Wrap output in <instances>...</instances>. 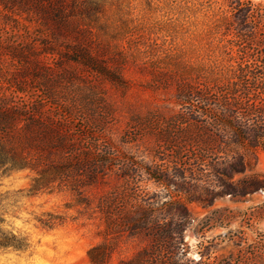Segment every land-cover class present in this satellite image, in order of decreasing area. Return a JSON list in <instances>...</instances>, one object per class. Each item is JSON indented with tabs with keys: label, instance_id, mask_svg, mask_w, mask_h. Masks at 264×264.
<instances>
[{
	"label": "trees",
	"instance_id": "obj_1",
	"mask_svg": "<svg viewBox=\"0 0 264 264\" xmlns=\"http://www.w3.org/2000/svg\"><path fill=\"white\" fill-rule=\"evenodd\" d=\"M111 3L0 0L8 27L1 28L6 35L0 31V55L16 66L0 86V179L30 171L29 196L71 194L74 202L66 206L100 228L101 240L88 250L91 264H112L120 243L133 238L145 243L116 264H241L233 252L211 259L209 246L201 243L199 259L190 257L185 233L196 221L192 204L210 208L220 198L239 201L264 191V173H247L253 169L250 159L264 150V4L232 0L230 18L211 19L204 63L176 87L178 108L145 125L135 121L126 131L124 143L146 133L156 136L148 156H141L112 139L106 107L94 99L62 98L46 84L32 91L29 82L32 73L54 72L62 61L119 82L121 67L112 72L105 48L95 42L94 24ZM33 25L45 36L34 50L46 57L34 64L30 56L36 51L29 52L25 41ZM66 73L74 70L50 77L60 80ZM112 178L117 182L97 200L86 194ZM66 221L53 212L38 218L49 230ZM241 242L242 237L232 247ZM257 244L250 255H241L244 264H264V235ZM30 247L27 237L0 232V249Z\"/></svg>",
	"mask_w": 264,
	"mask_h": 264
},
{
	"label": "rangeland",
	"instance_id": "obj_2",
	"mask_svg": "<svg viewBox=\"0 0 264 264\" xmlns=\"http://www.w3.org/2000/svg\"><path fill=\"white\" fill-rule=\"evenodd\" d=\"M252 1L264 4V0ZM233 12L232 0H112L103 18L94 24L95 42L105 48L104 59L111 71L116 73L113 69L121 67L123 78L114 82L109 77L62 61L61 67L54 68V72L32 73L29 82L35 86L31 90L39 91L42 87L36 86L46 84L62 98L94 99L100 107H106L107 131L112 139L125 150L148 156L150 147L156 144V136L146 133L124 143L126 131L135 121L145 125L178 108L174 103L176 87L182 77L194 76L195 69L204 63L207 52L204 33L211 19L230 18ZM6 19L0 13V31L4 34L1 28L8 29L4 25ZM44 38L33 25L25 40L27 50L36 51L35 47H41ZM38 53L29 55L33 64L46 58L43 51ZM15 68L9 57L0 55V86L7 85ZM69 69L74 73H66L60 80L51 78ZM250 160L253 169L249 167L247 173H264V150ZM33 175L30 171H17L0 179V217L4 219L0 222V232L11 231L27 237L31 244L25 251L0 249V264H91L88 250L101 240L100 228L77 208L66 206L74 202L69 193L29 196ZM116 182L112 178L110 185L87 189L86 194L97 200ZM148 184L154 188L153 182ZM190 208L196 221L186 230L185 237L192 258L199 259L201 243L209 246L211 259L233 252L244 264L241 255L254 252L264 235L263 190L239 201L226 197L217 200L214 207L203 208L194 203ZM47 212L65 215L67 221L55 229H44L39 226L38 218L46 217ZM241 237V246L233 248ZM144 243L141 238L124 239L112 264L131 256Z\"/></svg>",
	"mask_w": 264,
	"mask_h": 264
}]
</instances>
